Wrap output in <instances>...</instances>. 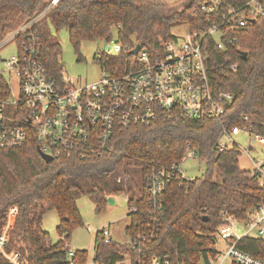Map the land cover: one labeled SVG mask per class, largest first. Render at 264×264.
Masks as SVG:
<instances>
[{"label": "trees", "instance_id": "16d2710c", "mask_svg": "<svg viewBox=\"0 0 264 264\" xmlns=\"http://www.w3.org/2000/svg\"><path fill=\"white\" fill-rule=\"evenodd\" d=\"M50 1L0 0V41ZM205 1L188 0L182 10L165 14L163 0H60L34 28L43 42V61L49 73L62 80L61 43L53 31L65 27L79 49L84 41L111 39L115 29L122 43L136 41L154 58L165 54L163 44L176 38L173 29L178 25L207 28L208 13L202 10ZM223 1L221 13L247 0ZM250 20L245 30L236 33L239 41L229 46L238 69L219 67L211 83L216 91L235 95L229 119L223 120L227 126L245 123L242 117L248 115L246 123L264 133V12ZM205 44L210 56L207 63H220L226 53L212 38ZM242 52H247V57ZM97 61L113 75L139 66L131 51L120 56L102 54ZM6 87V77L0 72V88ZM221 131L217 119H159L117 134L110 152L102 157L82 159L63 154L50 162L41 156L34 136L15 149L0 147V234L8 228V251L21 253L28 264H67L64 244L74 228L83 225L78 200L88 197L100 213L108 197L125 195L130 219L125 231L142 236L137 249L131 250L133 256L169 254L187 264L207 258L208 252L215 256L214 239L225 217L245 219L264 199V187L250 170L241 168V153L218 149ZM191 151L205 162L204 172L194 179L180 173L170 178L161 206L155 209L146 194L149 171L180 164ZM49 209L57 211V231L64 236L55 244L43 230ZM98 240L96 233L95 242ZM239 246L264 260V240L244 238ZM119 250L118 242L98 244V256L106 262L118 259ZM78 254L88 257L85 250ZM0 264H8L1 252Z\"/></svg>", "mask_w": 264, "mask_h": 264}, {"label": "built area", "instance_id": "2783aa9c", "mask_svg": "<svg viewBox=\"0 0 264 264\" xmlns=\"http://www.w3.org/2000/svg\"><path fill=\"white\" fill-rule=\"evenodd\" d=\"M60 0H51L43 11L26 21L18 29L0 41V52L14 43L17 53L7 59L0 55V72L6 77L8 87L0 88V147L15 149L26 144L34 136L46 154L60 157L77 156L82 159L102 157L110 152L117 134L138 125H151L159 119H217L221 123L218 149L238 150L250 157V171L264 187V159L252 158L257 147L264 148V133L254 125L247 124L248 115H243L241 125L227 126L229 110L235 95L228 91H216L212 85L214 71L227 67L236 71L229 46L237 43L236 33L245 30L251 18L261 15V0H247L240 6L230 7L221 13L223 0H206L202 10L207 11V28H192L184 35L163 44L165 54L152 57L144 46L139 50V66L122 75H113L102 68L101 78L84 84H74L51 75L43 61L44 47L34 26ZM216 17V18H213ZM215 40L219 49L226 54L218 64L207 63L210 57L205 52L206 40ZM106 42L102 54L120 56L132 51L138 42L124 44L120 40L102 39ZM134 55V54H132ZM101 66V65H100ZM14 78L19 80L15 93ZM246 136L244 146L239 136ZM196 157V152H189ZM182 163H173L167 169L153 168L147 176L146 194L153 207L161 206L162 192L170 178L181 174ZM136 211V207H131ZM15 208L10 215H14ZM6 228L0 234V252L8 264H28L19 252H9ZM94 253L86 259L71 248L70 240L64 244L67 264H187L169 254L133 256L140 234L131 235L129 241L114 239L111 224L98 231ZM244 238L264 240V199L245 219L225 217L215 236L216 255L207 253L197 263L190 264H264V260L242 249L239 244ZM120 244L119 257L106 262L98 256V244ZM126 244V247H124ZM123 245V246H122Z\"/></svg>", "mask_w": 264, "mask_h": 264}, {"label": "rangeland", "instance_id": "374dc122", "mask_svg": "<svg viewBox=\"0 0 264 264\" xmlns=\"http://www.w3.org/2000/svg\"><path fill=\"white\" fill-rule=\"evenodd\" d=\"M162 12L165 14L174 11H180L187 4L188 0H163ZM175 35H184L188 31L186 24L178 25L173 29ZM57 39L61 43L60 62L63 65V77L74 84H84L95 81L102 77L103 70L97 61L101 51L106 45L104 40L84 41L76 49L69 38L68 30L63 27L59 31H53ZM113 39L118 40L117 31L113 30ZM17 53V47L14 43L8 44L0 52L3 59H7ZM15 93H18L19 80L14 78ZM240 142L245 146L247 138L244 135L239 136ZM255 159H264V148L257 147L256 151L251 155ZM242 169L250 170L253 166L248 157L242 154L239 159ZM205 169V162L198 157L188 153L183 160L182 171L188 178L194 179L202 175ZM116 203H108L106 207L97 213L95 204L88 197H82L78 200V207L82 215L83 225H80L72 231L70 237L71 248L85 250L88 257H91L95 249L96 233L106 224H111L114 233V239L119 242L129 241L130 238L125 233V227L129 224L128 205L125 195H117L114 197ZM59 224V216L56 210H47L43 218V230L48 232L53 244L60 241L61 236L57 231ZM121 244V243H120ZM123 246V245H122ZM126 247V244L125 246ZM225 264H230L226 262Z\"/></svg>", "mask_w": 264, "mask_h": 264}, {"label": "water", "instance_id": "95a60500", "mask_svg": "<svg viewBox=\"0 0 264 264\" xmlns=\"http://www.w3.org/2000/svg\"><path fill=\"white\" fill-rule=\"evenodd\" d=\"M142 47H143V45L138 43L136 48L131 51V54H134V55L138 54L139 50ZM242 55H243L244 58L247 57V52H242ZM38 149H39V152H40V154H41V156L43 157L44 160H46L47 162L53 161V159H54L53 156L44 153L40 147H38ZM107 201L110 204H115L116 203L115 198L113 196L108 197Z\"/></svg>", "mask_w": 264, "mask_h": 264}]
</instances>
